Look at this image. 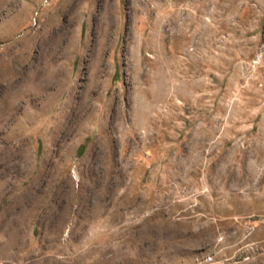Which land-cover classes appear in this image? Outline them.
<instances>
[{
  "label": "rangeland",
  "instance_id": "rangeland-1",
  "mask_svg": "<svg viewBox=\"0 0 264 264\" xmlns=\"http://www.w3.org/2000/svg\"><path fill=\"white\" fill-rule=\"evenodd\" d=\"M0 264H264V0H0Z\"/></svg>",
  "mask_w": 264,
  "mask_h": 264
},
{
  "label": "built area",
  "instance_id": "built-area-1",
  "mask_svg": "<svg viewBox=\"0 0 264 264\" xmlns=\"http://www.w3.org/2000/svg\"><path fill=\"white\" fill-rule=\"evenodd\" d=\"M210 259H211V257H208V258H207V260H210Z\"/></svg>",
  "mask_w": 264,
  "mask_h": 264
}]
</instances>
